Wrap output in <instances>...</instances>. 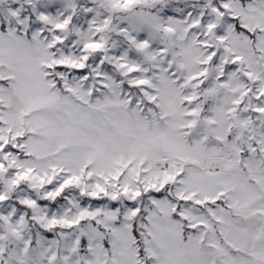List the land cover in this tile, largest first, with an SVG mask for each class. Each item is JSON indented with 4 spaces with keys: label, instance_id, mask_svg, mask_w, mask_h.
I'll list each match as a JSON object with an SVG mask.
<instances>
[{
    "label": "snow or ice",
    "instance_id": "6c2138e0",
    "mask_svg": "<svg viewBox=\"0 0 264 264\" xmlns=\"http://www.w3.org/2000/svg\"><path fill=\"white\" fill-rule=\"evenodd\" d=\"M0 264H264V0H0Z\"/></svg>",
    "mask_w": 264,
    "mask_h": 264
}]
</instances>
